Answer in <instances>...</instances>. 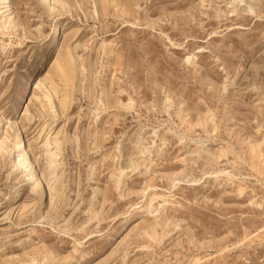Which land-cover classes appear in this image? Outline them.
<instances>
[{"label": "rangeland", "instance_id": "rangeland-1", "mask_svg": "<svg viewBox=\"0 0 264 264\" xmlns=\"http://www.w3.org/2000/svg\"><path fill=\"white\" fill-rule=\"evenodd\" d=\"M0 123V264H264V0L0 1Z\"/></svg>", "mask_w": 264, "mask_h": 264}, {"label": "bare ground", "instance_id": "bare-ground-1", "mask_svg": "<svg viewBox=\"0 0 264 264\" xmlns=\"http://www.w3.org/2000/svg\"><path fill=\"white\" fill-rule=\"evenodd\" d=\"M1 1V4H9L10 3V0H0ZM56 35V34H55ZM41 59V58H40ZM37 65V64H36ZM35 65V66H36ZM0 127H1V123H0ZM23 148V147H21Z\"/></svg>", "mask_w": 264, "mask_h": 264}]
</instances>
